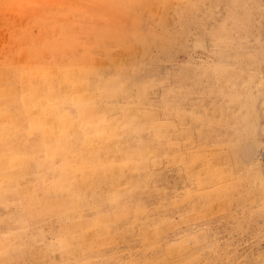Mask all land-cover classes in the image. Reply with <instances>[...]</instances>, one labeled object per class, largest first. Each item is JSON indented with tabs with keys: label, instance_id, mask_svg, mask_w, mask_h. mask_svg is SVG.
Instances as JSON below:
<instances>
[{
	"label": "rangeland",
	"instance_id": "rangeland-1",
	"mask_svg": "<svg viewBox=\"0 0 264 264\" xmlns=\"http://www.w3.org/2000/svg\"><path fill=\"white\" fill-rule=\"evenodd\" d=\"M0 264H264V0H0Z\"/></svg>",
	"mask_w": 264,
	"mask_h": 264
},
{
	"label": "bare ground",
	"instance_id": "bare-ground-1",
	"mask_svg": "<svg viewBox=\"0 0 264 264\" xmlns=\"http://www.w3.org/2000/svg\"><path fill=\"white\" fill-rule=\"evenodd\" d=\"M72 79V78H71ZM43 118V117H42ZM46 118V117H45ZM50 119V118H49ZM72 130V129H71ZM73 190V189H72Z\"/></svg>",
	"mask_w": 264,
	"mask_h": 264
}]
</instances>
